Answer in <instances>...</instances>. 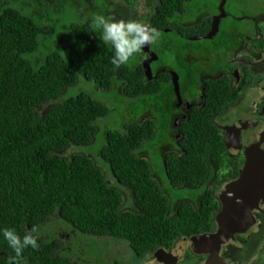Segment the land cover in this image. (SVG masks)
I'll return each instance as SVG.
<instances>
[{
  "label": "trees",
  "instance_id": "1",
  "mask_svg": "<svg viewBox=\"0 0 264 264\" xmlns=\"http://www.w3.org/2000/svg\"><path fill=\"white\" fill-rule=\"evenodd\" d=\"M133 1L0 0V228L15 227L23 235L33 225L57 215L76 233L105 235L110 240L121 237L142 252L169 246L181 231L209 224L216 206L209 194L196 206L171 204L154 181L150 163L136 154L157 133L158 122L161 131L170 126L172 91L181 80L194 91V78L187 60L179 72L161 74L152 81L145 77L146 62L113 68V50L100 39L95 16L126 19ZM188 1L146 0L149 7H157L150 23L163 40L168 38L164 34L169 36L168 28L176 29L170 22L185 10ZM179 33L196 34L191 27ZM51 35L54 46L47 49L45 42ZM158 43L157 48L160 39ZM178 43L183 45L184 55L204 50V46L179 40L165 54L155 46L148 47L159 51L165 61L177 55ZM42 46L45 53L34 55ZM80 77L93 82L96 89L113 93L128 111L119 127L103 131V142L98 139L97 148L96 123L110 108L91 93H69ZM215 83L205 93L204 106L193 109L189 121L182 123L179 154L165 157L171 185H198L207 173V158L228 169L223 134L211 118L233 98L226 81ZM57 95L61 100H52ZM42 104H50L47 112L36 113L35 108ZM140 113L145 121L140 120ZM73 144L85 145L93 160L78 152L67 158L56 156ZM163 152L167 150L162 148L161 155ZM239 166L238 159L232 162L231 175H236ZM122 186L129 188L134 210L121 207ZM38 242V250L24 251L26 264H49L48 245ZM0 250L14 255L2 236ZM0 264H9V260L0 257Z\"/></svg>",
  "mask_w": 264,
  "mask_h": 264
},
{
  "label": "flooded vegetation",
  "instance_id": "2",
  "mask_svg": "<svg viewBox=\"0 0 264 264\" xmlns=\"http://www.w3.org/2000/svg\"><path fill=\"white\" fill-rule=\"evenodd\" d=\"M156 8L155 6L150 7V22ZM217 10L223 16L222 20L218 18L213 20L212 12L204 9L198 12L195 20L184 23L177 20L171 21V25L175 26L178 22L181 27L168 28L167 32L171 39L163 40L160 37L161 47L157 48L158 42L154 45L156 50L160 49L159 51L165 54V49H173V45L178 40L182 43L184 41L194 42L196 46H204V50L199 49L197 54L184 55L183 45L178 43L177 55L166 57L165 61L159 56V51L151 50L148 46L144 47L141 55H137L140 58L139 64L146 62L147 71L152 72L148 81L154 80L161 74L170 75V73L179 72L184 67L183 63L187 61L191 64L190 73L194 78V91H191V87L184 83V80L177 84L178 87L172 91L175 98L172 104L174 107L171 111L170 126L161 131L158 128V122L155 127L157 133L147 140L150 143L158 135L161 136L160 133L164 134L158 140L160 144L158 148L167 150L161 155L165 173V157L170 154H179L182 123L189 121V114L193 109H200L204 106L205 93L209 86L219 81H226V85H229V95L232 96L233 101L229 104L227 102L223 111L214 113L211 118V122L220 128L221 133L228 126V134L226 133L225 138L223 136L228 156V169L224 170L214 165L213 161L207 158V173L198 185H172L174 188H185L197 192H189L186 197L175 202L196 206V202L207 194L213 198L216 206L211 211L209 224L199 230L181 231L169 246H155L140 252L121 237L116 236L118 241L113 242L105 235L76 233L75 229L65 221L61 223L64 226L61 229H56L48 223L44 229L43 225L50 219L56 218L59 222L61 221L58 216L54 215L38 224L39 240L43 245H48L46 250L50 258L49 264H264V200L252 209V220L243 232L235 233L227 238L215 236L218 229L216 222V214L219 211L218 196L230 181L237 178L246 157L245 146L249 145L254 131L264 138V0H256L253 5L243 10L233 8L232 11H228L227 7L226 9L219 7ZM208 21H213L211 42L199 39L211 30ZM235 22L241 23L236 25ZM149 25L151 26V23ZM190 27L196 32L193 37L179 33ZM194 37L196 40H190ZM89 82L92 84L91 81ZM168 83L171 84L170 81ZM98 90L107 93L100 87ZM60 96L52 97V100L60 101ZM49 106L50 104H42L35 108V112L45 114ZM227 111L228 122H225L224 117ZM147 115L148 118L151 117L149 113ZM139 118L142 121L146 120L142 113ZM75 147L86 150L85 145L73 144L58 152L56 156L67 158L78 152L93 160L88 151L77 149L71 152V149ZM136 154L150 163L154 181L169 199V195L155 179L147 150L137 149ZM237 159L240 166L236 175L233 176L231 175V164ZM121 194L123 195L121 207L127 211L134 210L135 204L130 199L129 188L122 186ZM42 234L44 237H40ZM7 251L0 250V257L9 260L10 256Z\"/></svg>",
  "mask_w": 264,
  "mask_h": 264
},
{
  "label": "rangeland",
  "instance_id": "3",
  "mask_svg": "<svg viewBox=\"0 0 264 264\" xmlns=\"http://www.w3.org/2000/svg\"><path fill=\"white\" fill-rule=\"evenodd\" d=\"M134 2V3H133ZM131 4L130 9V16L126 18L125 20L134 19V20H141L147 24L150 23V17H151V9L147 5L146 0H134ZM256 2V0H226L223 2V0H189L185 5V10L182 13H177V16L174 17L172 20H177L179 22H189L192 20H195L197 18L198 12L208 9L212 12L213 20L215 18H218L219 20H222L219 11L217 10L219 7H223L228 9V11H232L233 8L235 10L241 8V10L246 9L247 7H250L253 5V3ZM224 3V4H223ZM133 5V7H132ZM223 5V6H222ZM227 5V6H226ZM123 9L127 8V5H121ZM238 19V18H237ZM176 27H181V24L176 22ZM230 23V21H229ZM236 25L241 22H235ZM208 26L211 28V30L203 37H200V40H207L208 42H211L212 36H213V21H208ZM165 37L168 39H171L168 34H164ZM55 40L54 35H51L49 37V41H46L45 44H49L47 49L50 47H53L54 44H52L51 41ZM211 46V43L209 44ZM150 47H153L154 45H149ZM147 47V46H145ZM46 49V50H47ZM45 53L44 46L41 47V50H39L37 53H34V55H43ZM140 58L135 56L132 58L129 63L132 62V65L135 64L137 61L139 62ZM79 91H84L86 93H91V95L94 98H97L107 104V106L110 108V112L108 115L104 118H100L97 121V125L99 126V131L96 135V148L98 146V139L103 142L102 139V133L105 129H112L115 127H119L121 125V122L126 120L128 118V111L125 106H120L117 103V98L114 97L113 93L107 94L103 93L100 90L96 89L94 87V84H92L85 80L84 78H79L78 82L69 89V93L75 94ZM157 114V113H156ZM158 115V114H157ZM159 116V115H158ZM225 122H228V111L227 115L224 117ZM228 125V123H226ZM227 131V132H226ZM226 133L228 134V126L225 127V130H222V134L225 138ZM161 139L158 135L156 138L152 139L150 143L147 141L144 142L142 148L147 150V153L150 156L153 172L155 175L156 181L160 184V186L166 191V193L169 195V201L175 202L178 199L184 198L188 195V193H197L195 190H187L185 188H174L167 180L166 173L163 165V159L161 157V150L158 148L159 143L158 140ZM225 143V142H224ZM79 150H84L83 148H77ZM94 150V149H91ZM71 152H73L71 150ZM57 216V215H55ZM49 224L56 229H61L64 227L61 222H59L56 218L48 220L44 225V229H46V224ZM42 229V228H41ZM44 231V230H43ZM69 231H73V229H69ZM40 237H44V234H42ZM113 242H117L118 240L116 238L112 239ZM125 262V258L123 259Z\"/></svg>",
  "mask_w": 264,
  "mask_h": 264
},
{
  "label": "clouds",
  "instance_id": "4",
  "mask_svg": "<svg viewBox=\"0 0 264 264\" xmlns=\"http://www.w3.org/2000/svg\"><path fill=\"white\" fill-rule=\"evenodd\" d=\"M95 25L101 30L100 39L113 50L110 63L114 69L127 65L132 58L142 53L145 46L155 45L160 39L159 30L141 20L97 14ZM38 227L33 225L23 235L15 227L0 228V236L14 253L9 258V264H26L24 251L28 248L39 249Z\"/></svg>",
  "mask_w": 264,
  "mask_h": 264
},
{
  "label": "water",
  "instance_id": "5",
  "mask_svg": "<svg viewBox=\"0 0 264 264\" xmlns=\"http://www.w3.org/2000/svg\"><path fill=\"white\" fill-rule=\"evenodd\" d=\"M151 73V70L147 71V79ZM245 148L246 157L237 178L230 181L218 196L219 211L216 214L218 229L215 234L218 237L227 238L243 232L252 220V209L264 200L263 136L254 131L249 145Z\"/></svg>",
  "mask_w": 264,
  "mask_h": 264
}]
</instances>
